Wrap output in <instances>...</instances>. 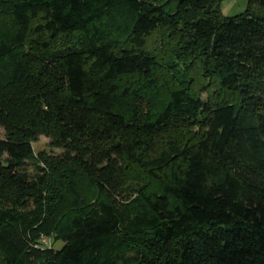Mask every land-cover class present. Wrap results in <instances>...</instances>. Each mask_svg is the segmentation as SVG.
Segmentation results:
<instances>
[{
    "label": "trees",
    "instance_id": "1",
    "mask_svg": "<svg viewBox=\"0 0 264 264\" xmlns=\"http://www.w3.org/2000/svg\"><path fill=\"white\" fill-rule=\"evenodd\" d=\"M221 1L0 0V264H264V0Z\"/></svg>",
    "mask_w": 264,
    "mask_h": 264
},
{
    "label": "rangeland",
    "instance_id": "2",
    "mask_svg": "<svg viewBox=\"0 0 264 264\" xmlns=\"http://www.w3.org/2000/svg\"><path fill=\"white\" fill-rule=\"evenodd\" d=\"M248 0H222L219 4V12L223 16H234L243 12L247 7ZM3 129L0 127V137L3 136ZM34 157L38 158L42 153L48 155H57L61 150L51 146L50 139L44 135H39L36 140L32 142ZM29 172L34 171L32 164L28 165ZM43 243L47 246H58L59 242H54L50 239H44Z\"/></svg>",
    "mask_w": 264,
    "mask_h": 264
}]
</instances>
